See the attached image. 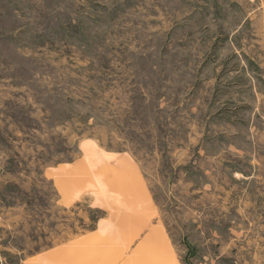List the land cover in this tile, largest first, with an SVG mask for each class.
I'll return each mask as SVG.
<instances>
[{
  "label": "rangeland",
  "instance_id": "1",
  "mask_svg": "<svg viewBox=\"0 0 264 264\" xmlns=\"http://www.w3.org/2000/svg\"><path fill=\"white\" fill-rule=\"evenodd\" d=\"M0 264H264V0H0Z\"/></svg>",
  "mask_w": 264,
  "mask_h": 264
}]
</instances>
